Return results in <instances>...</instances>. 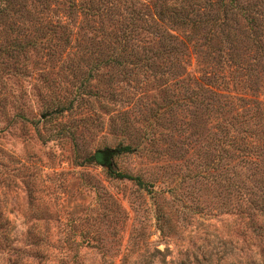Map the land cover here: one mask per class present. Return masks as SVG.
Returning <instances> with one entry per match:
<instances>
[{"label":"rangeland","instance_id":"1","mask_svg":"<svg viewBox=\"0 0 264 264\" xmlns=\"http://www.w3.org/2000/svg\"><path fill=\"white\" fill-rule=\"evenodd\" d=\"M6 37L0 28V44ZM3 56L0 208L13 243L28 251L22 254L26 264H264V238L257 231L264 219L208 208L215 198L203 187L207 183L181 180L197 167L195 159L185 160L192 158L190 147L179 159V105L173 116H164L174 127L167 134L168 127L162 128L147 152L114 153L105 165L83 161L97 149L116 147L118 122L112 124L118 110L127 109L131 118L136 114L131 104L161 102L152 82L134 93L113 83L119 94L113 102L84 95L70 110L48 115L47 103L66 105L81 91L95 52L91 58L76 53L52 60L39 46L25 49L15 62ZM104 70L92 72L86 89L106 87ZM109 168L138 175L144 187L109 177ZM195 203L207 208H193ZM159 215L167 216L169 232H160ZM29 231L44 240L39 259L28 250ZM7 258L12 256L0 251V264Z\"/></svg>","mask_w":264,"mask_h":264},{"label":"trees","instance_id":"2","mask_svg":"<svg viewBox=\"0 0 264 264\" xmlns=\"http://www.w3.org/2000/svg\"><path fill=\"white\" fill-rule=\"evenodd\" d=\"M0 28L7 35L0 56L14 62L39 46L52 60L76 53L91 58L95 52L81 91L66 105L47 103L48 115L70 110L84 95L113 102L119 95L113 83L134 93L150 81L161 95L153 106L134 101L131 118L127 109L118 110L112 124L118 122L116 147L97 149L84 162L105 165L114 153L147 152L171 124L164 116H173L179 105V159L190 147L192 158L185 160L195 159L197 167L181 180L207 183L203 187L215 198L208 208L264 219V0H0ZM99 68L106 69V87L91 92L87 80ZM106 174L144 187L138 175L124 170L109 168ZM158 221L161 233L172 229L167 216ZM9 231L0 208V251L12 256L6 264H26L22 254L28 251L13 243ZM257 231L263 239L264 227ZM38 235L27 232V245L39 259L44 240Z\"/></svg>","mask_w":264,"mask_h":264}]
</instances>
